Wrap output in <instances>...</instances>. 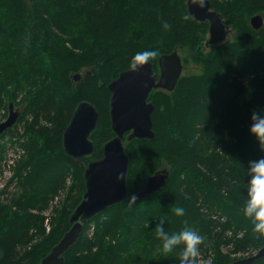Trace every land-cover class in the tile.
I'll use <instances>...</instances> for the list:
<instances>
[{"label":"trees","instance_id":"16d2710c","mask_svg":"<svg viewBox=\"0 0 264 264\" xmlns=\"http://www.w3.org/2000/svg\"><path fill=\"white\" fill-rule=\"evenodd\" d=\"M209 1L237 34L233 41L210 44L205 51L208 21L194 19L186 0H0V39L5 32L6 48L15 49L5 54L0 44V107L6 106L2 82L8 79L17 90L28 89V104L19 118L27 112L33 116L22 133L10 127L0 134V139L9 136L13 148L26 150L12 176L20 180L24 197L15 210L0 205V264H40L70 228V214L82 193L53 217L50 235L18 255L17 247L30 238L31 227L43 231L42 211L68 177L70 191H84L85 164L100 158L103 144L114 135L108 83L127 69L132 54L145 48L158 50L150 59L157 74L158 57L179 49L202 69L180 76L170 92L149 93L152 139L123 140L129 198L144 189L155 171L167 168L169 175L156 191L112 204L86 220L77 241L63 253V264H129L92 250L101 237L117 233L134 240L139 249L137 236L147 237L149 253L158 258L152 264H177L182 246L164 255L156 235L161 220L170 233L185 227L196 231L203 237L198 245L203 253L213 245L231 244L226 259L215 264L228 263L231 252L264 244V235L253 230L242 212L248 162L264 157V148L249 132L251 112L264 108V22L254 29L249 19L258 13L264 19V0ZM75 73H82L76 82L71 78ZM82 100L99 110V118L89 136L92 153L75 160L64 151L62 133ZM23 135L24 142L19 140ZM4 149L0 143V166L9 154ZM177 206L184 207L183 216L175 214ZM253 264H264V256Z\"/></svg>","mask_w":264,"mask_h":264},{"label":"water","instance_id":"95a60500","mask_svg":"<svg viewBox=\"0 0 264 264\" xmlns=\"http://www.w3.org/2000/svg\"><path fill=\"white\" fill-rule=\"evenodd\" d=\"M186 6L194 19L208 21L209 37L206 45L225 40L230 28L220 13L211 8L209 0H186ZM249 22L253 28L258 29L264 19L258 13L251 16ZM157 61L158 74L155 73L151 61H148L134 72L127 69L120 71L108 83L109 116L114 135L103 144L102 156L86 164L83 171L85 190L81 201L70 214L71 226L42 257L40 264H63V253L77 241L86 220L112 204L129 201L126 184L128 156L123 138L130 141L133 138L154 137L151 118L154 105L148 101L149 93L157 87L173 90L182 73V60L177 50L161 54ZM71 78L78 81L80 73L73 74ZM18 113L13 108V103H9L8 116L0 122V134L16 121ZM98 118L99 110L88 100L78 102L74 108L62 133L64 151L73 159L79 160L92 153L94 143L89 136L96 127ZM168 175L166 168L151 174L144 189L135 195L136 200L164 186ZM263 256L264 244L255 253L226 264H253Z\"/></svg>","mask_w":264,"mask_h":264},{"label":"rangeland","instance_id":"374dc122","mask_svg":"<svg viewBox=\"0 0 264 264\" xmlns=\"http://www.w3.org/2000/svg\"><path fill=\"white\" fill-rule=\"evenodd\" d=\"M220 1H223V0H220ZM229 28H230L229 34L226 36L224 41L217 43L218 45L222 44L224 42H227V41L230 42V41L234 40V38L237 34V30H235V28H233L231 26H229ZM4 33L1 35L0 44L3 45V47L5 49V54H7V52L15 51V49H14V46H12L11 48H6L7 44L5 43L6 38H5ZM61 36H64V34H61ZM208 37H209V33L207 31L206 38H205V41L203 42V45H206V41L208 40ZM27 45H28V43H27ZM204 50L205 51L209 50L208 45L205 46ZM178 53L181 57L182 65H183V71L181 73L182 77H189L191 75L200 74L202 72L201 64L194 63V61L191 58H188L185 55L184 51H181L180 49H179ZM3 70L4 69L1 68V74H2ZM81 75H82V73H80V76ZM1 77H0V80H2ZM7 80L8 79H6L4 82H2V83H4L3 94H2L3 95V103L8 108L9 101L13 100L15 102L16 105H13V108L15 110H19L18 111L19 113H18L16 121L10 127L12 128L13 131L18 130L19 133H22V131L25 129L27 122L31 121L33 118L32 114L29 112L25 113V116L19 118V116L25 112V109H26L25 107L28 104V101H26V98L28 96V89H26L24 86L22 89L17 90L13 85L8 84ZM156 89L162 90V91H168V92L172 91V90H166V89L161 88V87L153 88L152 90H156ZM6 106L0 107V122L4 121L8 116V110H7ZM16 136L18 137V135H16ZM8 137H9L8 135L3 136L0 139V143L5 144V149L3 151H8L9 152L8 156H10L11 158L15 157L14 159L16 161L13 164L11 163L12 167L7 169L5 166H3L5 164L4 163L5 157H3V159H2V164L0 166V205H6V206L11 207V209L15 210L16 206L14 204L17 201H19V199L22 200V198L24 197V195H23L24 188L19 186L20 180L16 181L12 177L13 176V170L16 169L17 164L19 163V161L22 158L23 159L26 158V152H25L26 150L24 147L13 148L10 145L11 142H9V141H11V140ZM124 139H125V137L123 138V140ZM13 140H14V138H13ZM19 140L24 142L26 140L25 135H23L21 138H19ZM5 142H7V143H5ZM86 164H85V166H86ZM83 182H84V178H83ZM70 183H71V178L68 177L65 185L62 188H60L57 192L53 193L52 196L49 197L47 205L42 211L43 223L41 224L42 225L41 229L43 231L38 232V230L35 227H31L29 230L30 238L27 240L26 243H23L17 247V249L19 250V252L17 251L18 255H21L24 251L30 250L31 248H35L48 235H50L51 231L54 228V227L52 228L53 217L54 218L56 216L58 217L60 215V213H63V211L67 210L73 204V202L75 200L74 198L77 196V193H82V195H83L84 191L82 192L81 188H79V187L78 188L72 187V191H70ZM79 189H80V191H79ZM84 190H85V185H84ZM45 219H47V220L45 221ZM155 220L157 221V219H154L153 222ZM55 225H56V219L54 220V226ZM93 226H94V224H91L89 226V229L86 230V234H88V235L91 234V232H89V230L90 229L93 230ZM230 232L231 231H229V232L227 231L228 234H230ZM237 236H240V233H238ZM137 238L139 240L138 246H140L141 249L134 248V247H137L136 245H133L135 242L134 240L130 241L126 235L117 233L115 235V237H113V238H110L109 236L101 237L99 243L97 244L98 246L93 248L92 250H93V252H100L102 254V256H104L106 258L115 257V258H117V260L119 258V261H127L129 264H152V263H155V261L158 258L155 255L153 256L149 253V249H151V248L148 249V247L151 246V244L148 245V238L144 237V236H139V237L137 236ZM122 240H125V243H122ZM232 248H233V246L231 247V244L225 245V246L221 245L219 247H217V245H215V246L213 245L205 253L201 252V249L198 248V253L196 256V262H197V264H215V261H217L218 259L219 260L220 259H226V257H225L226 254H228L229 251L232 250ZM135 250L138 251L137 252V253H139L138 256L136 254H134ZM257 250H258V248L249 249V250H246L244 252H231L229 262L236 260L238 258H243V257H246L248 255H251V254L255 253ZM164 255H166V254H164Z\"/></svg>","mask_w":264,"mask_h":264},{"label":"clouds","instance_id":"9594fccd","mask_svg":"<svg viewBox=\"0 0 264 264\" xmlns=\"http://www.w3.org/2000/svg\"><path fill=\"white\" fill-rule=\"evenodd\" d=\"M189 19L188 16L184 17ZM164 28L168 27L165 22ZM158 55L155 48H145L136 51L129 59L128 71H136L145 65L150 59ZM249 132L253 134L264 148V108H257L250 114ZM248 179L244 183L246 189L245 197L242 202L243 215L250 219L253 230L264 235V157L251 160L248 162L246 170ZM136 196L131 195L129 201H135ZM177 216H183L185 209L183 206L174 208ZM156 235L161 244V251L164 254H173L179 246L180 248L177 264H197L196 256L198 245L202 242L203 237L191 228L185 227L176 232L165 230L164 221L161 220L156 225Z\"/></svg>","mask_w":264,"mask_h":264},{"label":"built area","instance_id":"2783aa9c","mask_svg":"<svg viewBox=\"0 0 264 264\" xmlns=\"http://www.w3.org/2000/svg\"><path fill=\"white\" fill-rule=\"evenodd\" d=\"M14 158L15 157H13V158H11L10 156H8V158H7V160H6V162H5V164L3 165V166H5L7 169H9L11 166H12V164H13V160H14ZM12 163V164H11ZM6 170V169H5ZM47 219H45V221H46ZM46 225V224H45ZM47 226V225H46Z\"/></svg>","mask_w":264,"mask_h":264},{"label":"bare ground","instance_id":"6f19581e","mask_svg":"<svg viewBox=\"0 0 264 264\" xmlns=\"http://www.w3.org/2000/svg\"><path fill=\"white\" fill-rule=\"evenodd\" d=\"M14 138H15V137H14ZM161 169H162V168H161ZM166 169H167V168H166ZM159 170H160V169H159ZM157 171H158V170H157ZM79 191H80V189H79ZM77 196H78V195H77ZM108 208H109V207H108ZM130 214H131V211H130ZM126 217H127V216H126ZM129 217H130V216H129ZM129 217H128V218H129ZM136 223H137V222H136ZM127 224H128V223H127ZM125 226H126V225H125Z\"/></svg>","mask_w":264,"mask_h":264}]
</instances>
